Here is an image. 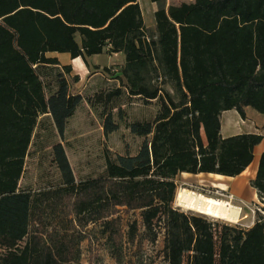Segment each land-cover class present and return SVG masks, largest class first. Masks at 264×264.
Returning <instances> with one entry per match:
<instances>
[{
    "label": "trees",
    "instance_id": "trees-1",
    "mask_svg": "<svg viewBox=\"0 0 264 264\" xmlns=\"http://www.w3.org/2000/svg\"><path fill=\"white\" fill-rule=\"evenodd\" d=\"M154 20L156 37L148 38L138 0H0V264H81L83 240L88 264H96L102 244L89 225L99 227L117 259L126 236L121 212H138L127 225L138 248L161 235L167 264H264L263 217L248 229L217 230L173 207L179 173L237 176L264 139L220 134L223 111L244 119L249 107L264 115V0L170 4L158 8ZM105 51L124 55V91L88 98L91 106H104L105 135L119 128L111 110L123 93L159 104L152 120L127 124L145 138L138 151L106 157L100 176L77 182L56 142L61 186L38 194L21 189L34 130L46 122L61 137L83 100L70 93L71 65L47 53H68L88 65L87 57ZM250 184L264 200V151ZM49 196L67 223L63 229H49L45 220Z\"/></svg>",
    "mask_w": 264,
    "mask_h": 264
},
{
    "label": "rangeland",
    "instance_id": "rangeland-1",
    "mask_svg": "<svg viewBox=\"0 0 264 264\" xmlns=\"http://www.w3.org/2000/svg\"><path fill=\"white\" fill-rule=\"evenodd\" d=\"M192 1L194 0H165L161 3H155L150 0H138L147 37H156L154 12L158 8H166L170 4ZM50 54L57 56L63 64L70 63L72 65L71 73L66 76L69 90L72 94H81L83 100L68 119L64 134L61 137L57 134L53 135L50 124L46 122L34 130L18 185L21 189L30 190L35 194L51 193V191L61 186V175L53 160L52 145L54 143L60 142L62 144L77 182L97 177L105 170L106 157L133 155L138 151L145 138L131 134L127 124L133 120H152L159 108L156 100L145 102L139 97H130L123 93L116 99L114 102L115 107L111 110L114 114V121L119 124V128L105 135L102 117L104 106L100 103L91 106L88 103V98L95 96L97 93H106L117 87L124 91V80L121 78V69L124 65L123 53H108L105 51L102 54L93 55L88 60V65L80 58L71 60L68 53L52 52L47 53V56ZM75 75H78V81L76 82L72 80ZM165 88L172 93L170 84H166ZM250 112L258 113L251 108ZM174 180L177 186L176 193L178 189L186 188L206 196L230 200L233 204L242 208L238 222L230 223L177 206L175 195L174 208L186 214L206 218L213 224L218 225L217 230L222 225L248 229L258 218H264V200H253L249 196L246 201H239L228 190H221L217 184L206 179L188 181L177 175ZM54 202L55 198L50 196L44 200L42 206L45 220L49 229L52 226L63 229L67 223L56 214L53 206ZM121 216L126 236L122 242V253L117 259L111 255L109 246L103 244L104 237L100 233L99 227L97 225L87 227V230L94 233L97 239L95 242L102 244L98 250L99 257L96 264H167L162 255L161 235L158 236L155 243L144 240L141 248H138V243L136 241L134 243L130 242L127 235V225L129 221L138 218V212H121ZM80 252V263L88 264L87 240L80 242Z\"/></svg>",
    "mask_w": 264,
    "mask_h": 264
},
{
    "label": "crops",
    "instance_id": "crops-1",
    "mask_svg": "<svg viewBox=\"0 0 264 264\" xmlns=\"http://www.w3.org/2000/svg\"><path fill=\"white\" fill-rule=\"evenodd\" d=\"M49 56L57 57L51 54ZM90 57H87V62L90 59ZM78 58H80L83 61L81 57H77L74 59H78ZM61 64L64 65L63 63ZM245 113H246V117L244 119L240 117V115L236 110H228V111H223L221 113L220 134L222 138L230 137L241 133H259L264 136V115L260 113H251L249 107L245 108ZM263 151H264V139L262 140V142H260L258 145L255 146L254 158L252 162L249 164V166L242 173L234 177L223 176L213 173L190 174L186 172L179 173L178 175H180V177L183 178L184 180H188V181H193L197 179L209 180L211 183L217 184L221 190H228L229 193H231V195L239 201H246L247 197L249 196L253 200H258L259 198L257 196V192L251 186L250 182L255 178L259 158Z\"/></svg>",
    "mask_w": 264,
    "mask_h": 264
},
{
    "label": "bare ground",
    "instance_id": "bare-ground-1",
    "mask_svg": "<svg viewBox=\"0 0 264 264\" xmlns=\"http://www.w3.org/2000/svg\"><path fill=\"white\" fill-rule=\"evenodd\" d=\"M176 205L204 215L217 218L226 222L236 223L242 212V208L226 200L215 196H206L186 188L178 189L175 198Z\"/></svg>",
    "mask_w": 264,
    "mask_h": 264
}]
</instances>
